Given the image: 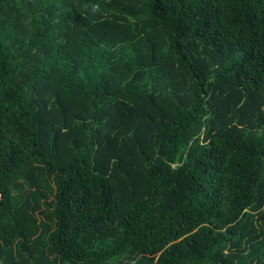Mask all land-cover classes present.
<instances>
[{
	"label": "trees",
	"instance_id": "trees-1",
	"mask_svg": "<svg viewBox=\"0 0 264 264\" xmlns=\"http://www.w3.org/2000/svg\"><path fill=\"white\" fill-rule=\"evenodd\" d=\"M0 264H264V0H0Z\"/></svg>",
	"mask_w": 264,
	"mask_h": 264
}]
</instances>
